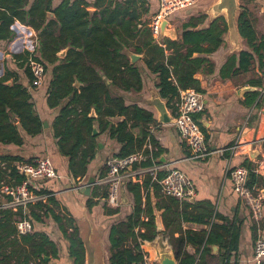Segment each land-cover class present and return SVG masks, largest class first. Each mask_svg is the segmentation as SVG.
I'll return each instance as SVG.
<instances>
[{
	"label": "trees",
	"instance_id": "1",
	"mask_svg": "<svg viewBox=\"0 0 264 264\" xmlns=\"http://www.w3.org/2000/svg\"><path fill=\"white\" fill-rule=\"evenodd\" d=\"M146 1L95 0L88 3L63 0L55 5L54 0H0V40L10 41L15 37L11 27L16 21L31 27L38 35L34 54L26 51L15 55L17 71H10L0 78V145L21 147L24 145L23 134L35 137L44 132V123L32 95V91L37 90L32 87L34 76L28 66L29 59L33 58L45 67L47 105L59 111L54 123L55 138L60 154L69 159V169L75 179L86 174L87 165L98 151L94 136L96 125L121 145L115 158L142 153L147 159L141 167L153 166L161 154L156 140L148 132L149 126L155 123L154 115L137 105H127L124 95L143 89L141 68L130 56L146 51L145 65L157 76L160 97L176 116L181 92L192 89L202 94L198 75L207 66L212 67L210 57L224 45L227 26L221 24V19L205 30L184 24L178 40L163 38L157 43L148 20L143 19L147 9L140 4L144 5ZM238 26L249 50L233 55L230 61H238L234 74H247L256 58L260 68L264 66V42H258L255 27L246 13L240 14ZM63 51L66 55L60 57ZM18 70L24 72L27 85L21 81ZM263 78L264 75L257 77L251 84L261 86ZM255 103L258 110L263 107L264 93L253 91L248 94V104L253 106ZM92 112L96 117H92ZM114 118L123 120L113 121ZM138 126L141 135L136 137L132 130ZM147 144L153 149H147ZM0 161L5 163V167L0 166L1 187L3 183L8 186L23 184L27 177L13 164L32 163L33 159L3 155ZM244 166L250 170L249 186L259 187L261 176L256 173L257 168L248 162ZM165 175L166 172L158 173L157 180H162ZM158 181L147 176L142 183L125 185L133 196L134 208L110 229L109 264H145L142 245L153 242L158 235L155 209L149 202L152 190L163 198L157 207L164 210L163 223L171 236L178 264H207L206 255L213 243L220 244L225 250L222 263L233 264L230 260L232 252L238 249L239 227L213 225L211 233L183 231L182 222L207 224L211 213L197 215L189 210L188 202L164 197ZM36 192L48 195V200L29 204L26 210H0V264H54L60 260L58 244L40 228L51 222L66 241L67 255L73 264H85V247L75 216L58 210L60 205L52 191ZM144 195L147 197L145 207ZM106 197L107 188L95 185L87 207L92 210ZM103 209L108 216L119 214L118 209L106 204ZM144 216L146 220L142 219ZM23 219L32 223L33 231L19 235L16 224ZM219 230H223L222 236L214 238V233L218 234ZM178 231H181L180 236L175 238ZM227 234L229 241L225 239ZM189 246L198 248V258L188 253Z\"/></svg>",
	"mask_w": 264,
	"mask_h": 264
},
{
	"label": "crops",
	"instance_id": "2",
	"mask_svg": "<svg viewBox=\"0 0 264 264\" xmlns=\"http://www.w3.org/2000/svg\"><path fill=\"white\" fill-rule=\"evenodd\" d=\"M61 1L63 0H54V4L58 5ZM85 1L88 3L95 2V0ZM218 1L199 0L192 7L170 15L168 28L175 32V37H166V39L178 40L184 24H191L198 30H205L218 19L223 21L221 22L223 26L226 23L227 32L224 45L211 55L212 67L207 66L203 73L198 75L205 109L196 117L205 133L210 155L205 160L192 159L190 151L175 127L174 119L176 116L167 106V102L160 97L156 86L157 76L152 74L145 65L146 51L142 55H137L140 58L134 62H138L141 68L143 89L140 92L132 91L124 93V95L127 105H137L154 115L155 123L149 126L148 132L154 137L161 151L160 157L154 165L178 169L185 173L192 182L193 193L181 202H188L191 205L189 210L197 215L211 213L207 224L182 222L183 231L211 233L213 225L228 227L236 225L240 230L238 249L232 252L230 262L233 264H252L257 227L252 222L248 208L234 190L229 170L232 167L244 165L246 162L251 163L253 167L259 170L258 173L261 176L259 188L264 191V105L258 110L256 103L253 106L248 104L249 93L253 91L264 93V78L261 86L251 84V80H257V77L264 75V66L260 68L261 64L256 58L255 65L247 74L233 73L238 67V61L233 63L230 58L241 51L249 50V48L239 34L238 21L237 33L228 27L227 12L217 8ZM237 3L239 6L237 18L241 13H246L255 27L258 42L262 44L264 42V0H237ZM140 6L147 9V13L143 14V19L148 20L149 26L152 17L159 10V0H147L144 5L140 4ZM11 30L15 33L12 40H0V78L10 71H17V62L13 59L15 55H21L26 51L30 53L35 51L38 43V35L31 27L16 21ZM168 55L169 53L166 52V56ZM18 72L21 75V81L27 85L24 72L21 70ZM9 84L12 85V81ZM32 87H34L33 84ZM36 88L37 90L31 91L37 113L44 123V132L35 137L23 134L24 145L21 147L0 145V156H19L25 160L33 159V161L39 158H50L61 178L58 180L30 179V189L35 192L42 189L52 191L60 205L58 210L62 213L70 212L73 214L80 232L84 236L91 240L100 237L104 263L109 264L110 229L115 223L124 220L131 214L134 208V199L124 187L121 194V204L119 208H115L119 210V214L108 216L103 209L105 205L103 201H99V204L93 206L92 210L87 207V201L91 197L95 185L92 186L89 196L85 194V191L91 178L97 182L106 173L107 161L119 154L121 145L111 139L108 133L101 132L99 126L96 125L98 151L94 159L87 165L86 174L75 179L69 169V159L60 154L58 140L55 138L54 123L59 111L58 109H50L47 105L48 83ZM161 104H165L168 114L173 118L172 122H160L159 107ZM132 132L136 137L140 136L141 127L134 128ZM146 147L150 150L153 149L150 144H147ZM232 148L233 150H231ZM3 164L5 163L0 161V166ZM159 196L160 193L158 194L154 190L149 193L150 206L155 209L158 235L153 242L142 245L145 254H148L157 263L158 256L162 253L174 258L171 236L163 223L162 214L164 210L157 207L163 199ZM94 200L98 201L97 199ZM143 202L145 207L147 202L145 195ZM206 218L207 216H205ZM142 219L146 220L147 218L144 216ZM262 225L264 231V218ZM40 228L47 231L51 239L60 248L61 259L55 261L54 264H66L68 262L67 243L57 226L51 222ZM180 232H175L174 237L178 238ZM222 234L223 230H219L218 234L214 233V238L221 237ZM225 239L229 241L230 235L227 234ZM189 248L192 249V252L188 253L198 258V248L196 246H189ZM209 248L210 252L206 255L207 264H223L225 250L221 245L213 243Z\"/></svg>",
	"mask_w": 264,
	"mask_h": 264
},
{
	"label": "built area",
	"instance_id": "3",
	"mask_svg": "<svg viewBox=\"0 0 264 264\" xmlns=\"http://www.w3.org/2000/svg\"><path fill=\"white\" fill-rule=\"evenodd\" d=\"M199 0H159V10L152 17L149 28L157 43H160L161 24L163 20H168L173 13L192 7ZM34 54V51L31 52ZM28 66L34 76L33 86L41 87L45 84L46 71L43 64L29 59ZM178 111L175 117V127L190 151L192 159L205 160L209 155V147L206 136L200 122L196 120V115L205 109L203 97L195 90L181 92L178 102ZM233 150V148L231 149ZM145 160L142 153H136L126 158H111L107 161V174L96 182V186L107 188V197L102 200L108 207L119 208L121 204V189L129 182L142 183L147 176L157 180L159 172H166L165 177L158 181L161 186V194L164 197H174L179 200L186 199L193 193L194 186L189 178L178 169H168L167 166L153 165L151 167H141ZM21 174L29 175L23 184L8 186L2 184L0 187V210L27 209L29 204L46 202L48 195H39L30 189V179L34 180H58V174L50 158H39L32 163L15 162L13 164ZM5 167V164L1 165ZM259 172L258 169L255 170ZM230 178L239 199L248 208L252 222L257 227V239L254 246L252 264H263L264 261V196L259 187L249 186L250 170L244 165L232 167L229 170ZM19 235H25L33 231L32 223L26 219L19 220L16 224ZM145 264H158L150 258L148 254L144 257Z\"/></svg>",
	"mask_w": 264,
	"mask_h": 264
},
{
	"label": "water",
	"instance_id": "4",
	"mask_svg": "<svg viewBox=\"0 0 264 264\" xmlns=\"http://www.w3.org/2000/svg\"><path fill=\"white\" fill-rule=\"evenodd\" d=\"M220 1V0H219ZM218 1V2H219ZM217 2V8L221 11L226 10L227 15H228V27H230L235 33L238 32L237 30V21L239 20V17L237 18V11H238V3L237 0H221L219 3ZM169 20H163L161 24V37L166 38V37H175V32L171 31L168 28ZM240 34V32H239ZM66 55V51H63L59 54L60 57H64ZM131 60L132 62H136L140 57L137 55H131ZM78 85V84H77ZM159 111L161 113L160 117V122L161 123H170L173 121V118L168 114L167 108L165 104H161L159 107ZM92 117H96L95 113L92 112ZM118 118H114L113 121H118ZM175 123V119H174ZM97 126L94 128V136H97ZM29 177V175H27ZM96 184V181L94 178H91L88 181V184L86 186V191L85 194L87 196L90 195L91 188ZM124 191V188L121 189V194ZM262 195L264 196V191H262ZM79 228V226H78ZM80 232V229H79ZM80 237L84 243L85 247V264H105L104 259H103V252H102V244L100 241V237L98 236L97 239H89V237L84 236L80 232ZM189 252H192V249H188ZM67 263L66 264H73L72 260L68 257L67 255ZM158 264H178L177 260L175 258L171 257L170 255H166L165 253H162L160 256H158Z\"/></svg>",
	"mask_w": 264,
	"mask_h": 264
}]
</instances>
